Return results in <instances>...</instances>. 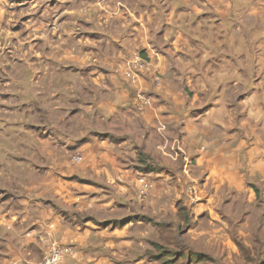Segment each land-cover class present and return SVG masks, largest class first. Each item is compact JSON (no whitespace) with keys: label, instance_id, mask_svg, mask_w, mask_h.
<instances>
[{"label":"crops","instance_id":"0c3cea01","mask_svg":"<svg viewBox=\"0 0 264 264\" xmlns=\"http://www.w3.org/2000/svg\"><path fill=\"white\" fill-rule=\"evenodd\" d=\"M83 20L63 62L20 66L56 112L14 130L32 176L0 194V264H43L53 243L75 251L62 264H152L205 215L213 237L264 231V0H88Z\"/></svg>","mask_w":264,"mask_h":264},{"label":"rangeland","instance_id":"374dc122","mask_svg":"<svg viewBox=\"0 0 264 264\" xmlns=\"http://www.w3.org/2000/svg\"><path fill=\"white\" fill-rule=\"evenodd\" d=\"M87 6L88 0H0V128L9 130L0 133V146L3 148L0 149V194H16L20 183L27 184L23 179L32 176L31 167L16 161V148L22 142L14 130L30 126L32 115L49 118L56 112V103H51L48 88L39 93L43 87H37L36 80L30 81L31 75L20 70V66L63 62L66 45L71 43L70 33L76 36L81 32L79 29L87 15ZM72 42L78 49L79 42L75 39ZM137 56L140 55L135 58ZM124 77L127 81L125 73ZM44 83L45 86L48 84L47 81ZM74 164L72 166H78L79 162ZM142 185L141 180L139 194ZM203 217L207 219L206 215ZM205 219L195 218L193 228L191 223L189 230L186 223L176 231L182 238V248L177 246L176 250L175 239L168 237V245L173 244L168 249L169 255H153L152 264L264 262V231H239L236 230L237 223L233 222L232 230L213 231L217 234L213 237ZM226 244L231 248L225 247L224 250L223 245ZM145 253L147 255V251ZM130 256V253L126 254V257Z\"/></svg>","mask_w":264,"mask_h":264},{"label":"built area","instance_id":"2783aa9c","mask_svg":"<svg viewBox=\"0 0 264 264\" xmlns=\"http://www.w3.org/2000/svg\"><path fill=\"white\" fill-rule=\"evenodd\" d=\"M146 61L141 56H137L133 61H130L126 65L125 76L131 85L136 86L142 76L143 70L145 69ZM152 104V99L149 95L144 92H137L133 108L137 113H142L144 110ZM83 158L80 154H75L72 157L73 163L82 161ZM143 185L140 189L139 197L141 200L148 198L150 192L153 189L152 182H148L142 179ZM75 251L71 246H65L54 243L50 247L43 264H62L67 257L74 256Z\"/></svg>","mask_w":264,"mask_h":264},{"label":"trees","instance_id":"16d2710c","mask_svg":"<svg viewBox=\"0 0 264 264\" xmlns=\"http://www.w3.org/2000/svg\"><path fill=\"white\" fill-rule=\"evenodd\" d=\"M259 264H264V262H261V263H259Z\"/></svg>","mask_w":264,"mask_h":264}]
</instances>
